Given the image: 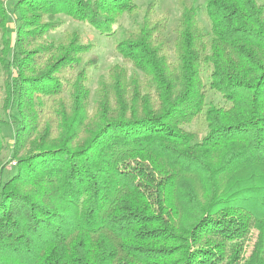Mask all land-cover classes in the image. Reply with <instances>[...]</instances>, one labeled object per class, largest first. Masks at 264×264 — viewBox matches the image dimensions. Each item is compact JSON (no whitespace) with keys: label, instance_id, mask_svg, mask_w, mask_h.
<instances>
[{"label":"trees","instance_id":"1","mask_svg":"<svg viewBox=\"0 0 264 264\" xmlns=\"http://www.w3.org/2000/svg\"><path fill=\"white\" fill-rule=\"evenodd\" d=\"M157 7L0 0V264H264V0Z\"/></svg>","mask_w":264,"mask_h":264},{"label":"rangeland","instance_id":"2","mask_svg":"<svg viewBox=\"0 0 264 264\" xmlns=\"http://www.w3.org/2000/svg\"><path fill=\"white\" fill-rule=\"evenodd\" d=\"M151 1L154 0H138V13L128 16V15H122L121 17V25L118 28L117 32L114 35H104L96 31L94 28L83 24V23H77L71 20L70 18L66 16H60L62 25L59 27V29L53 33L54 37H63L62 35L69 31L70 33L78 32L81 35V39L83 42H90L93 44V49L90 52V54L87 55L86 59L90 55H96L98 66L96 68H92L90 71V81L89 84L91 86V93L92 96L94 94V91L96 90L97 85L99 84V80L101 78H105L107 76L108 68L114 64L115 62H118L121 60L120 55L115 51V43L117 40L121 38V30H125L126 28L130 27L133 23V20L137 17H140L143 13L142 9ZM158 3L157 13L155 15H162V13L167 12L169 14V23L167 26V31L172 36L175 34L174 29L176 26V20L179 16V9L177 7V0H155ZM198 5H203L205 0H193ZM199 19L206 25L207 21L204 17V12L202 9L199 11L198 15ZM161 20L159 17L154 18V20ZM138 20V19H135ZM10 26H13L12 19L10 18ZM129 66V65H128ZM130 67V66H129ZM13 132L14 127L9 124V126H4L2 128V133L6 136L7 140H12L13 138ZM10 156L9 151L4 152V159L8 160ZM14 161H11L9 163V170L8 173L5 174V178L9 175L11 176L14 172ZM256 231L253 233V240L248 244L246 247L247 251L252 246V242L254 241Z\"/></svg>","mask_w":264,"mask_h":264}]
</instances>
